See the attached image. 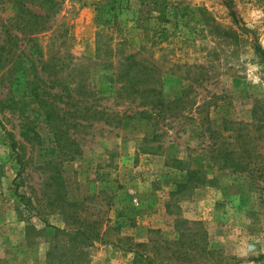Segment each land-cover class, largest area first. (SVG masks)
<instances>
[{"label": "rangeland", "instance_id": "374dc122", "mask_svg": "<svg viewBox=\"0 0 264 264\" xmlns=\"http://www.w3.org/2000/svg\"><path fill=\"white\" fill-rule=\"evenodd\" d=\"M54 2L0 0V264H264V0ZM131 51L162 109L118 97Z\"/></svg>", "mask_w": 264, "mask_h": 264}, {"label": "trees", "instance_id": "16d2710c", "mask_svg": "<svg viewBox=\"0 0 264 264\" xmlns=\"http://www.w3.org/2000/svg\"><path fill=\"white\" fill-rule=\"evenodd\" d=\"M226 2L229 6V12H230V15H231L234 23L237 24L243 31L251 32L250 28H248V26H246L245 22L237 14L236 9L231 6L229 1H226ZM41 4H43V6L48 5V7H49L48 9L46 8L44 14H42L40 16L37 15L42 20H45L50 14L55 13V9L53 10V7L55 6L54 0H41ZM156 10H157L158 15L161 19L165 18L166 6L161 5V7L160 8L158 7ZM16 27H17V29H20V30L23 29V30L27 31L30 34L33 33V31L40 32L46 28L45 25H42L38 28H36L35 25L29 26V27H26V26L18 27L16 25ZM14 37H16V36L11 34V30H10V32L7 33V40H9L10 38H14ZM252 41L253 42H251V45H252L253 50L255 51V53L258 55V57L261 59V61L264 64V46L259 41H257L254 37H252ZM11 50H12L11 48L7 49L4 44H0V57L2 55L5 56V55L10 54ZM123 56H124V59H126L127 61L123 60V62H118V63H121V65H119V69H117V72H115V81L118 83L117 89L115 91L118 94V97L131 98L132 101L135 100L136 97H138L141 99V101L139 102L140 104H142V105H148L149 104V105H151V107H159L160 109H162V107L164 106L165 103H163V100L159 96L161 94V92H160L161 90L157 89V87L153 84V80H155L156 76H155V74H153L152 65L149 64L148 62H146V61H148L146 59L143 62L139 61L138 58H136V52L131 51V52H129ZM0 61H1V59H0ZM40 63H42L40 67L44 71L48 62L46 61L44 64V62L40 61ZM251 86H253V85H251ZM33 95L37 98L38 97L37 91L34 92ZM261 101H263L262 98H261ZM261 101L259 100L258 102H261ZM255 104H257V105H255L256 106L255 108L254 107L252 108V113H253L252 115H253V117H257V119H261L262 123L260 122V124H261L260 127H262V125H264V119H262V118H264V117L262 115L261 116L257 115L260 107H257L258 103H255ZM50 115H52V114L47 115L48 121H50L52 119ZM128 116H131L132 118L134 116H137L140 118H147L150 116V112L148 109H142V110L137 111V113L134 112L133 114L131 113ZM115 118H117V117L109 116L108 123H110V121L112 122L113 119H115ZM224 120L226 121V119H224ZM116 121L120 122L121 117L119 116L116 119ZM225 126H227V125H225ZM225 126L222 128L223 131H219L216 128H213V129H211L210 127L208 128L210 131L209 137L215 138V141L218 142L217 145L219 146V148L213 149V150H216L218 154L217 155L214 154L212 156V158L213 159L214 158L222 159V162L219 163V165H221V166H233L234 165L233 164L234 162H232V160L234 159L233 152H232L233 149L229 148V146L231 145L232 142L229 141L228 138H230V137H232L233 139L239 138L241 141L244 142V143H242L244 146L249 144L250 138L248 136V131L246 129V126H241L240 128H238V127L230 128L229 126H227V127H225ZM4 134H5L6 138L8 139V144L13 149H16V144L13 141L14 138H13L12 134L9 133L8 131H5ZM216 139H218V140H216ZM245 142H248V144ZM18 157L19 156L17 155L16 160H17V162L19 161V163H20V158H18ZM191 172L195 173V171H193V170ZM262 258H264V253L258 255L254 259H262Z\"/></svg>", "mask_w": 264, "mask_h": 264}]
</instances>
